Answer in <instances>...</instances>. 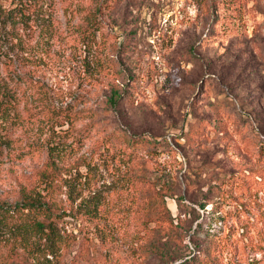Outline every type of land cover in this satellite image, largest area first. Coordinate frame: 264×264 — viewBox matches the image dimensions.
<instances>
[{
  "label": "rangeland",
  "instance_id": "rangeland-1",
  "mask_svg": "<svg viewBox=\"0 0 264 264\" xmlns=\"http://www.w3.org/2000/svg\"><path fill=\"white\" fill-rule=\"evenodd\" d=\"M0 72V201L54 165L61 237L0 264H264V0H0Z\"/></svg>",
  "mask_w": 264,
  "mask_h": 264
},
{
  "label": "trees",
  "instance_id": "trees-1",
  "mask_svg": "<svg viewBox=\"0 0 264 264\" xmlns=\"http://www.w3.org/2000/svg\"><path fill=\"white\" fill-rule=\"evenodd\" d=\"M9 77L11 76L6 77L0 72V114L7 112L12 100L13 88L11 83L7 79ZM121 95L122 94L119 93L116 89H112L109 96V103L115 105L119 101ZM5 134L6 135L4 137L0 138V143L8 145L10 144L9 141H11V139L7 135V133ZM54 175H58V171L54 165H51L48 171L41 172L40 177L41 183L44 184L43 186L41 184L38 187L35 186L31 189L22 190L20 192V198L12 201L11 203L0 201V242L4 239L3 237H6L8 232H10V234H13L14 236L23 234L27 235L28 237L50 241L51 243L55 240L56 242L61 240L60 232L58 230L59 228L55 224L56 220L54 219L56 213H54L53 209L48 204L45 195L47 192L44 193V190L47 191L48 187L53 186V182L51 181L56 179L54 178ZM98 202L99 201L97 200L92 202V206H90V209H86V214H89V212H96L97 207H99ZM203 207L204 204L201 203L200 208ZM191 211H194V209L191 208ZM217 211L218 210L215 209L214 211H212V213L215 214ZM198 218L199 216L197 217V219ZM214 218H218V216L215 215ZM8 223H12L10 225L14 228V231L11 227H8ZM176 227L177 226H175V229ZM1 228H4V230H2ZM5 229H7L6 231H8L7 234ZM27 246L29 247L30 245L28 244ZM11 247L10 249L14 251V249H12ZM29 248L32 249L30 253L33 256L41 253L45 257V255L47 254L46 252H52L50 249L45 247V243L43 244V246L31 245ZM191 257L184 260L183 262H185V264L190 263L192 260ZM46 264L60 263L57 260L50 261L47 259Z\"/></svg>",
  "mask_w": 264,
  "mask_h": 264
}]
</instances>
